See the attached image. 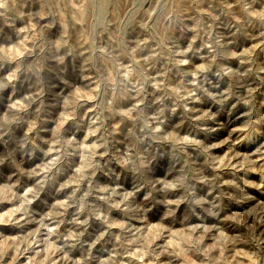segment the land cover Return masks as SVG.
<instances>
[{
	"label": "rangeland",
	"instance_id": "374dc122",
	"mask_svg": "<svg viewBox=\"0 0 264 264\" xmlns=\"http://www.w3.org/2000/svg\"><path fill=\"white\" fill-rule=\"evenodd\" d=\"M242 19L237 0H17L8 22L0 17V264H264V159L255 151L264 143V72H257L264 68V28L234 35ZM198 24L205 30L210 25L212 35L225 37L237 53L228 67L252 70L233 91L255 106V126L233 131L247 121L244 115L235 119L249 110L238 104L234 118L219 117L225 127L205 140L227 141L212 153L231 160L223 169L225 179L243 166L237 183L244 195L234 191L235 198L225 200V211L208 224V232L195 221L160 223L154 213L130 220L113 211L109 223L93 218L87 226L76 225L77 208L69 197L78 188L79 200L88 190L87 180L72 182L77 158L65 159L59 172L53 168L41 190L42 169L57 153L45 157L34 146L46 151L62 117L67 128L84 108L91 114L98 94L112 99L114 107L126 104L121 72L131 73L133 83L142 72L156 84L174 87L178 78L165 71L170 65L162 57L172 50V40L186 48ZM200 44L197 39L195 46ZM187 58L184 70L204 63L191 53ZM96 180L106 182L99 174ZM62 184L68 186L61 190ZM64 202L69 206L61 207ZM88 203L105 207L93 196ZM86 218L87 213L79 216ZM102 232L107 234L96 242Z\"/></svg>",
	"mask_w": 264,
	"mask_h": 264
},
{
	"label": "clouds",
	"instance_id": "9594fccd",
	"mask_svg": "<svg viewBox=\"0 0 264 264\" xmlns=\"http://www.w3.org/2000/svg\"><path fill=\"white\" fill-rule=\"evenodd\" d=\"M16 3L17 0H0V17L5 18L6 23ZM237 3L243 19L236 26L234 35H245L247 28H264V0H237ZM18 15L22 18L24 13ZM198 29L186 48L172 40V50L162 57L170 65L165 71L174 72L178 78L174 87L156 84L155 77L149 78L142 72L133 83L129 79L131 73L121 72L120 83L126 104L114 107L112 99L98 94L99 103L91 114L84 108L79 118L73 116L72 124L67 128L64 125L68 120L62 117L53 132L54 144L46 142L51 144L46 151L39 145L34 146V152L38 149L45 157L53 151L57 153L42 169L45 176L39 181L41 190L53 168L59 172L58 165L65 159L77 158L72 182L79 185L87 180L88 190L79 200L75 199L78 188L69 197L77 208L76 218L72 221L76 225L87 226L93 218L109 223L113 211L130 220L154 213L160 223L167 221L175 226L195 221L208 232V224L218 221L225 211V200H233L234 191L238 196L244 195L239 192L237 183L243 179L237 176L243 166H236L233 178L225 179L223 169L232 166L231 160L212 153L227 141L205 143V140L225 127L219 117L234 118L238 104H244L249 110H241L235 119L244 115L247 121L243 128L233 131H245L249 125L255 126L258 119V113L253 114L255 106L249 104L248 98L237 96L233 91L234 87L239 91L237 82L252 70L242 72L228 67L227 61L237 53L223 42L225 37L213 36L210 25L205 30L204 25L198 24ZM197 39L201 41L198 47L195 46ZM166 48L167 45L162 46V50ZM189 53L204 61L198 67L193 65L195 70L192 71L183 68L189 62ZM244 63L241 59L240 64ZM257 72H264V68ZM149 86L153 89L151 93ZM233 98L235 102L229 104ZM197 103L210 106L205 109L197 107ZM179 129L184 131L183 135ZM255 151L264 159V143H260ZM98 174L106 178L105 183L96 180ZM67 186L62 184L60 189ZM89 196L102 201L105 207L88 203ZM67 206V202L61 204V207ZM84 213L87 218L81 221L79 216ZM125 228L140 238L137 230ZM106 234L102 232L96 242ZM72 236L70 233V238ZM75 238L78 240L79 236ZM115 239L119 241L120 236Z\"/></svg>",
	"mask_w": 264,
	"mask_h": 264
}]
</instances>
